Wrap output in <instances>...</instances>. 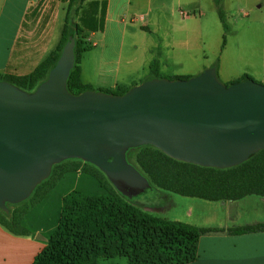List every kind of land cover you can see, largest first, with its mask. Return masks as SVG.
Returning a JSON list of instances; mask_svg holds the SVG:
<instances>
[{"label":"water","instance_id":"water-1","mask_svg":"<svg viewBox=\"0 0 264 264\" xmlns=\"http://www.w3.org/2000/svg\"><path fill=\"white\" fill-rule=\"evenodd\" d=\"M74 38L36 88L0 80V209L19 203L51 167L77 158L99 168L126 197L148 180L126 160L129 148L152 145L171 158L226 168L264 149V84L221 83L210 67L189 78L148 77L123 94H71Z\"/></svg>","mask_w":264,"mask_h":264},{"label":"trees","instance_id":"trees-1","mask_svg":"<svg viewBox=\"0 0 264 264\" xmlns=\"http://www.w3.org/2000/svg\"><path fill=\"white\" fill-rule=\"evenodd\" d=\"M83 2L86 4L84 8L81 7ZM104 13L105 0H68L63 30L56 47L30 73L0 74V80L27 92L33 91L46 78L67 40L74 38V65L66 87L74 95L91 90L92 87L82 83L80 78L82 54L93 47L86 41L84 31H101ZM218 13L222 26L227 28L220 9ZM76 15L77 20L73 19ZM148 67V77H160L156 61H151ZM244 78L249 77L243 75L238 80ZM128 89L98 90L123 94ZM126 160L148 180L150 186L143 192L159 189L208 201L237 200L250 194L264 196V149L244 162L226 168L176 160L152 145L129 148ZM68 172L88 174L100 186H107L106 175L95 165L77 158L65 159L52 165L49 176L35 186L27 199L6 203L8 210L0 209V224L15 234H28L29 231L21 225L23 214ZM262 229L264 223L227 231L242 233ZM221 230L154 215L129 203L127 197L116 189L96 195L73 189L62 197L57 226L31 264H102L104 260L117 257L125 258V264H188L196 259L198 238Z\"/></svg>","mask_w":264,"mask_h":264},{"label":"crops","instance_id":"crops-1","mask_svg":"<svg viewBox=\"0 0 264 264\" xmlns=\"http://www.w3.org/2000/svg\"><path fill=\"white\" fill-rule=\"evenodd\" d=\"M212 1L214 5L220 6L223 0ZM132 2L133 0H105L103 29L95 32L104 35L105 47L103 57L98 63V71L102 76L109 74L111 79L108 84L97 87L84 80L83 52L80 78L82 83L92 87L91 90H109V87L114 90L118 87L130 88L150 75V72L135 75L137 77L128 84L119 81L118 65L127 31L145 34V42L148 37L146 35L151 33L147 23L136 25L135 14L130 11ZM190 3L194 6L193 2ZM67 5L68 0H0V74H28L48 56L60 40ZM146 6L149 11L156 6L158 16L167 20L173 15H178L182 21L189 16L195 20L201 15L199 2L196 9H191L193 15H190V11H183L179 2L172 0H146ZM81 7L84 8V2ZM78 15L73 19L77 20ZM92 45L91 49L96 46L94 43ZM150 47L146 46L143 62L139 64L141 69L147 71H150L148 66L152 61L147 55L151 51ZM133 65V60L128 62L129 67L121 73L127 74L137 70L138 66L134 68ZM180 216L177 220L191 225L222 229L202 234L198 238L196 259L188 264H264V229L242 233L227 231L230 228L264 223V196L250 194L228 201L193 198L186 202ZM49 217L50 215L36 226L24 225L26 229L31 227L28 234H15L0 224V264H31L57 226L55 214L51 221ZM112 259L104 260L102 264H121Z\"/></svg>","mask_w":264,"mask_h":264},{"label":"rangeland","instance_id":"rangeland-1","mask_svg":"<svg viewBox=\"0 0 264 264\" xmlns=\"http://www.w3.org/2000/svg\"><path fill=\"white\" fill-rule=\"evenodd\" d=\"M172 1L179 2L181 9L185 12L190 11V15H193L191 9H196L199 2L201 15L195 20L189 16L190 19L188 17L184 21L179 19L178 15H173L167 20L158 16L156 6L149 11L146 0H133L130 11L135 14L136 25L147 23L151 33L146 35L148 37L145 42V34L127 31L118 65L119 81L128 84L137 77L135 75L149 74L150 71L141 69L139 65L143 62L145 48L149 45L151 51L147 55L152 61L159 62V76L166 78L180 74L193 76L213 67L219 81L226 86L243 75L264 84V0H223L220 6L214 5L212 0ZM190 2H193L194 6ZM218 7L222 11L227 28L222 26ZM84 36L88 43L96 45L84 52V80L90 81L93 87L108 84L111 76L109 74L102 76L98 71V63L105 51L104 35L100 32L92 35L84 31ZM132 60L133 67L138 66L137 70L127 74L121 73L129 67L128 62ZM109 91L114 89L109 87ZM73 189L96 195L108 193L109 189L116 188L109 180L106 187L100 186L94 177L82 172L65 173L39 202L27 208L22 216L21 225L36 226L48 219V215L51 221L54 214L58 221L62 197ZM127 200L142 209L153 208L147 211L154 215L177 220L181 217L180 213L186 207V202L193 200V197L159 189H147L138 195L127 197ZM27 229L29 231L31 227L28 226ZM112 260L125 263L124 258Z\"/></svg>","mask_w":264,"mask_h":264}]
</instances>
